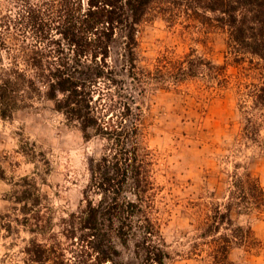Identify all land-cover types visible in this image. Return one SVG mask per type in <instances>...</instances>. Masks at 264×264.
<instances>
[{
	"label": "trees",
	"instance_id": "trees-1",
	"mask_svg": "<svg viewBox=\"0 0 264 264\" xmlns=\"http://www.w3.org/2000/svg\"><path fill=\"white\" fill-rule=\"evenodd\" d=\"M14 1L20 4L16 14L0 24V47L7 56L0 63V116L51 101L86 140L101 142L99 154L88 160V184L77 210L69 213L66 237L88 252L90 264H171L175 257L161 230L159 154L147 144V100L158 90L194 86L201 98L235 86L244 109L251 101L264 114V0ZM156 15L203 44L212 32L225 31V62L215 63L190 47L141 65V27ZM230 62L241 73H230ZM246 120L245 135L257 139L262 122L253 113ZM241 167L234 165L223 198L210 192L183 204L196 231L190 254L207 256L206 264H235L234 248L263 247L253 228L234 217L264 215L260 177ZM16 186L12 199L24 225L45 237L26 248L31 260L44 263L56 248L65 257L53 224H42L56 212L49 196L29 176Z\"/></svg>",
	"mask_w": 264,
	"mask_h": 264
},
{
	"label": "rangeland",
	"instance_id": "rangeland-1",
	"mask_svg": "<svg viewBox=\"0 0 264 264\" xmlns=\"http://www.w3.org/2000/svg\"><path fill=\"white\" fill-rule=\"evenodd\" d=\"M18 6L14 0H0V24L15 15ZM227 40L225 31L216 30L203 44L183 36L180 26L172 27L165 17L156 15L141 27V65L168 50L183 53L190 47L223 64ZM2 62H7V56L0 47ZM230 63V73H241ZM242 99L235 86L201 98L191 86L181 92L158 90L147 100V144L159 154L156 177L162 186L161 230L167 249L175 257L171 264L209 261L205 255L190 254L196 231L190 224L193 218L183 206L187 199L208 198L210 192L223 198L237 163L242 166L241 172L247 169L259 176L264 186V114L251 107V101L244 109ZM252 113L262 122L254 140L245 135L246 116ZM100 149L99 139L86 140L78 127L54 109L51 101L16 111L10 118L0 116V264H90L91 256L76 248L64 228L72 222L69 213L76 211L83 199L89 180L88 160L97 156ZM25 176L34 178L56 207L55 214L42 224H53L54 238L64 243L65 257L56 248L48 252L51 259L41 263L32 261L33 254L27 253L33 239L44 242L45 237L31 233L24 225L16 209L20 205L12 199L18 188L16 182ZM234 217L239 223L250 225L264 243L263 214L251 212ZM8 222L11 227H7ZM50 234L46 235L49 243ZM38 253L42 254V250ZM230 258L235 264H264V244L258 252L234 248Z\"/></svg>",
	"mask_w": 264,
	"mask_h": 264
}]
</instances>
